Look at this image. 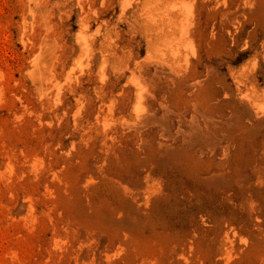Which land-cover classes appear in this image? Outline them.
I'll use <instances>...</instances> for the list:
<instances>
[{"label":"rangeland","instance_id":"obj_1","mask_svg":"<svg viewBox=\"0 0 264 264\" xmlns=\"http://www.w3.org/2000/svg\"><path fill=\"white\" fill-rule=\"evenodd\" d=\"M0 264H264V0H0Z\"/></svg>","mask_w":264,"mask_h":264},{"label":"bare ground","instance_id":"obj_2","mask_svg":"<svg viewBox=\"0 0 264 264\" xmlns=\"http://www.w3.org/2000/svg\"><path fill=\"white\" fill-rule=\"evenodd\" d=\"M244 206L248 209V211L250 213H252L251 215H253L254 213H259L261 215L263 214L262 207H258V206L256 207V203H255V200H254L253 197L247 199L245 204H244ZM222 220H223V222L218 221L219 222V227H220L219 236L221 237V240L224 241V242H227V241L232 242V241H234V240H232V238L235 237L237 234H239V230L241 231V230H243V228H241V227H240V229L235 228L234 227L235 224L233 222L232 217L228 218V216H226V217H223ZM242 241H241V243H242ZM238 242H240V241H238Z\"/></svg>","mask_w":264,"mask_h":264}]
</instances>
